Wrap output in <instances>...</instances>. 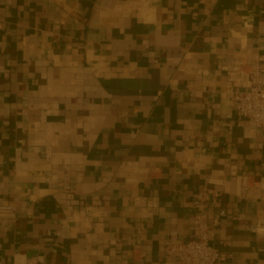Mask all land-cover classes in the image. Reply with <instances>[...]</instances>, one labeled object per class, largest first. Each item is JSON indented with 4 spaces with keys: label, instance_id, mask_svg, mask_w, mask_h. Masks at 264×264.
<instances>
[{
    "label": "crops",
    "instance_id": "obj_1",
    "mask_svg": "<svg viewBox=\"0 0 264 264\" xmlns=\"http://www.w3.org/2000/svg\"><path fill=\"white\" fill-rule=\"evenodd\" d=\"M253 78L264 0H0V264H180L200 192L216 264H264Z\"/></svg>",
    "mask_w": 264,
    "mask_h": 264
},
{
    "label": "built area",
    "instance_id": "obj_2",
    "mask_svg": "<svg viewBox=\"0 0 264 264\" xmlns=\"http://www.w3.org/2000/svg\"><path fill=\"white\" fill-rule=\"evenodd\" d=\"M230 104L232 109L249 124H255L264 129V81L253 78L247 89H231ZM206 192L197 194L193 204L196 213L193 216V224L196 237L193 239H178L171 237L166 253L174 256L180 264H216L230 254L220 251L212 245L208 236V225L205 222L206 211L204 200L207 199ZM217 192H213L216 197ZM0 208H9L1 206ZM225 215V210L220 209L217 216ZM13 264H45L37 260H25Z\"/></svg>",
    "mask_w": 264,
    "mask_h": 264
}]
</instances>
